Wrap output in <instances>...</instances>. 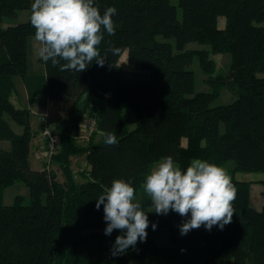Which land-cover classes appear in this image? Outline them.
<instances>
[{"label": "trees", "instance_id": "16d2710c", "mask_svg": "<svg viewBox=\"0 0 264 264\" xmlns=\"http://www.w3.org/2000/svg\"><path fill=\"white\" fill-rule=\"evenodd\" d=\"M33 2L0 0V22L17 18L22 10L31 16ZM95 3L101 14L108 7L117 9L116 32H105L98 46L104 65L93 61L81 73L61 71L43 58L46 73H35L30 17L0 25V141L11 144L0 148V264H129L134 258L148 264H264V202L254 207L249 182L235 176L260 173L264 195V0ZM221 16L225 26L219 24ZM191 43L211 49H190ZM125 52L128 67L147 71L148 79L126 74L120 64ZM213 53L229 55L227 69L218 70ZM195 58L207 74V90H197ZM16 78L24 83L31 105H75L56 130L61 143L50 161L62 180L56 170L32 166L33 113L13 100ZM230 86L235 97L217 104L222 89ZM126 108L134 112L135 128L128 125ZM86 116L96 121L87 146L77 141ZM10 120L23 131L17 132ZM107 132L116 134V145L105 144ZM83 155L86 166L74 170L73 157ZM169 155L185 170L193 158L218 166L234 162L231 181L237 191L231 223L222 230L201 226L181 235L178 226L185 217L174 211L147 212L152 202L143 192L146 175ZM114 179L131 181L151 222L146 242L118 256L111 250L122 233L105 235L103 205L96 208V199ZM18 181L28 187V202L18 196L5 204V189ZM162 232L166 244L159 241Z\"/></svg>", "mask_w": 264, "mask_h": 264}, {"label": "clouds", "instance_id": "9594fccd", "mask_svg": "<svg viewBox=\"0 0 264 264\" xmlns=\"http://www.w3.org/2000/svg\"><path fill=\"white\" fill-rule=\"evenodd\" d=\"M116 12L115 7H108L101 14L95 0H34L30 23L35 40L42 45L41 57L60 65L61 71L81 73L93 61L103 66L105 59L98 46L105 32L115 35ZM61 60L65 63L60 64ZM104 142L116 145V134L107 132ZM142 187L152 202V211L147 212L168 215L174 211L186 218L178 226L181 235L201 226L210 231L218 225L222 230L232 222L237 190L227 170L207 160L193 158L185 170L172 156L162 157L150 167ZM96 200L97 210L103 205L105 235L110 236L114 230L122 233L113 244V256L146 242L151 222L131 181L114 179ZM151 227L155 230L157 225Z\"/></svg>", "mask_w": 264, "mask_h": 264}, {"label": "rangeland", "instance_id": "374dc122", "mask_svg": "<svg viewBox=\"0 0 264 264\" xmlns=\"http://www.w3.org/2000/svg\"><path fill=\"white\" fill-rule=\"evenodd\" d=\"M174 1L176 2V0H174ZM29 17H30V11L29 10H22V11H19V16L17 18H15V19L6 18L3 22H0V25L8 26L10 24L23 23V22L28 21ZM219 24H220V26H225L226 18L221 16L219 18ZM30 41H31V43H30V47H31V49H30V53H31L30 54V61L31 60L36 61L38 59V57L41 56L40 55L41 44L35 40L34 36H32L30 38ZM188 48L196 49V50L200 51V50H204V49L210 50L211 46L208 44L191 43L190 45H188ZM211 58H213L214 61L216 62L218 70L227 69V66L229 63V55H227L225 53H213V54H211ZM120 64L123 66L126 74L130 77L139 78V79H148L150 76L147 71L130 69L128 67V63L126 60V54H123V56L120 60ZM41 67H43V66L41 65ZM192 67H193V70L195 71L196 76H197V90L200 91V90L209 89L208 85L205 83L206 78H207V74L205 73L204 69L201 68L199 60L197 58H195V60L193 61ZM40 72H42V71H40ZM17 79L18 78L15 79L16 88H17V90H16L17 92L15 93L17 100L15 103L18 106L24 107V106H26L25 103H27V100H25L23 93H21V91H20L21 82H19V80H17ZM221 92H222L221 97L216 102L217 104H221V102L222 103H228L235 97L234 90L232 89V86L223 88ZM74 109H75V105H74L73 101H70V102H54V103H50V104L45 103V105H43L42 107L37 108L34 111H32L33 115L31 117V125L35 131L33 149L31 152V162H32L33 168H35V169L50 168V169L56 170L58 172V175H59L58 178L60 180H62V175H61V171L58 169V166L52 165L50 167V161H51L52 156L50 157L49 152L45 149H42L41 152H38V149L36 147L42 146V144H39V142H40L39 135H40L41 130L43 128L42 118L44 116H46L50 127L54 131H56L58 129L59 124L62 123L65 119H67L74 112L73 111ZM124 116L128 122L129 127L135 128L137 123H136L134 112L130 108H126L124 111ZM89 120H90V118L87 119V116H86L81 121L82 126L80 124L79 134L77 136V141L80 145L87 146L90 143L91 138L93 136V134L87 135L88 131H86V134H85V129L87 130L88 126H89L88 125ZM10 123L13 125V127L15 128V130L17 132L23 131V126L13 122L12 120H10ZM81 127H82V129H81ZM83 129H84V131H83ZM79 135L83 136V137H86V136L89 137L90 136L89 141H87L86 138H81ZM95 139H96V141H98L100 139V137L96 136ZM36 145H38V146H36ZM10 147H11V144L9 141H0V148L9 149ZM177 164H179V163H177ZM83 166L84 167L86 166L85 155L73 157V169L74 170L80 171V169L83 168ZM233 166H234V162L229 161V162L225 163L224 165H222L221 167L226 169L227 174L231 177L232 176L231 169ZM235 176L238 179L245 180V181L249 182V184H250V197H251L252 205L256 208L261 207L263 202H264L263 186L260 182V180H262V175L260 173L249 172V173H238ZM77 179L81 180L80 177ZM18 196L26 197V199H27L26 202H28V200H29L28 187L22 181H18V182L10 185L9 187H7L5 189L3 202L5 204H12L17 199ZM159 241L162 244H166V232L161 233V235L159 236ZM129 264H148V263L144 259L134 258L130 261Z\"/></svg>", "mask_w": 264, "mask_h": 264}, {"label": "built area", "instance_id": "2783aa9c", "mask_svg": "<svg viewBox=\"0 0 264 264\" xmlns=\"http://www.w3.org/2000/svg\"><path fill=\"white\" fill-rule=\"evenodd\" d=\"M42 121H43V128L41 130L39 137H40V141L42 144V149L47 150L49 152L50 157H51L60 148L61 137L57 131H54L50 127L46 116H44L42 118ZM88 122H89V124H88L89 126H88L87 130L85 129V134H86V131H88L87 135H89V134L92 135L93 132L96 130V121L93 119H90ZM81 126H82V124H81ZM81 129H82V127H81ZM83 131H84V129H83ZM80 137L86 138L87 141H89V138H90V136L89 137L88 136H86V137L80 136Z\"/></svg>", "mask_w": 264, "mask_h": 264}, {"label": "crops", "instance_id": "0c3cea01", "mask_svg": "<svg viewBox=\"0 0 264 264\" xmlns=\"http://www.w3.org/2000/svg\"><path fill=\"white\" fill-rule=\"evenodd\" d=\"M30 43H31V41H30ZM41 47H42V45H41ZM30 49H31V47H30ZM31 54V53H30ZM124 54H127L126 52L124 53ZM41 56H39L38 57V59L36 60V61H33V60H31V64H32V70L35 72V73H37V74H45L46 73V67H45V65L41 62ZM126 60H127V55H126ZM41 65L45 68H43V67H41ZM38 68V69H37ZM41 69V70H40ZM40 71H42V72H40ZM17 80H19V82H21V88H20V91H21V93H23V96L25 97V100H27V103H25L26 104V106H24V107H30L31 109H32V111H34L35 109H37V108H40V107H42V106H38V105H31L30 103H29V100H28V94H27V90H26V87H25V85H24V83L22 82V80L20 79V78H18ZM18 85V84H17ZM17 92V91H16ZM19 98V97H18ZM21 98V97H20ZM13 100H14V102H16V100H17V97H16V95H14L13 96ZM55 101H48V102H46L47 104H50V103H54ZM45 105V104H44ZM33 131H34V129H33ZM34 133H35V131H34ZM35 135V134H34ZM38 137V136H37ZM39 138V137H38ZM33 142H34V137H33V141H32V148H31V152H32V149H33ZM38 144V143H37ZM39 144H41V141L39 142ZM38 144V145H39ZM38 145H36V146H38ZM37 149H38V152H41L42 151V146L41 147H36ZM36 149V150H37ZM33 166V165H32ZM41 170V169H40Z\"/></svg>", "mask_w": 264, "mask_h": 264}]
</instances>
